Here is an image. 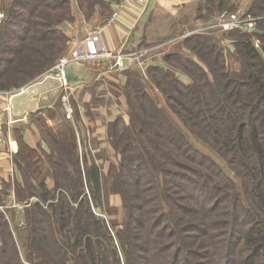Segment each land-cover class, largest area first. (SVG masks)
I'll return each mask as SVG.
<instances>
[{
  "label": "trees",
  "instance_id": "obj_1",
  "mask_svg": "<svg viewBox=\"0 0 264 264\" xmlns=\"http://www.w3.org/2000/svg\"><path fill=\"white\" fill-rule=\"evenodd\" d=\"M77 1L89 14L105 0ZM228 1L205 0L197 10L220 11ZM0 9V90L18 89L63 53L67 36L58 24L70 18L69 3L1 0ZM248 11L258 16L257 32L226 31L241 59L239 74L226 69L224 49L207 31L182 38L193 56H163L188 81L157 65L146 70L167 107L236 179L192 145L133 70L125 83L133 126L118 117L110 131L122 219L108 225L94 212L100 171L85 147L79 153L74 128L52 134L41 126L50 151L17 135L14 157L20 191L38 199L24 208V258L0 210V264H264V0H251Z\"/></svg>",
  "mask_w": 264,
  "mask_h": 264
},
{
  "label": "crops",
  "instance_id": "obj_2",
  "mask_svg": "<svg viewBox=\"0 0 264 264\" xmlns=\"http://www.w3.org/2000/svg\"><path fill=\"white\" fill-rule=\"evenodd\" d=\"M158 1L159 3L182 4L187 0ZM117 2L119 0H105V7L100 3H96L91 12L85 14L77 0H68L70 18L58 24V27L67 36L63 53H68L80 44L92 28L104 22ZM236 4H238L237 6L240 5L238 2ZM153 5V2L146 5L137 1L126 3L114 21L105 27L101 34L102 43L116 53L140 52L142 47L147 45V42H145L148 35L147 25ZM224 42H227V39ZM150 48L152 47L148 48V51L151 52L149 55L144 53L140 57L144 62V66H140L134 57H124L121 64L114 68H110L111 61L105 59L75 64L74 70L81 77V80L77 85L69 86V93L75 96L77 102L74 129L76 130L78 142H80V135L84 137L86 134L84 147L90 149L92 153L99 151L104 146L108 147L103 138L111 131L112 124L119 115L118 113L122 111V108L127 107L125 99L127 69L132 68L139 71L140 68H145V66L157 65L172 70L181 80L188 81V77L182 71L170 66L164 61L163 57L168 52H182V50H178L179 48L176 47L177 49L168 50L165 53L160 50L161 52L157 51L152 54L153 49L150 50ZM182 48L185 49L184 46ZM182 53L187 56L186 52ZM155 54L161 56L160 60L154 58ZM60 89L58 87L41 93L38 96L37 107L33 111L18 116L11 111L8 94L11 91L0 90V118L4 123L5 133L4 143L0 144V187L2 184H13L15 181L22 184V172L14 159L19 150L17 135L28 146L41 147L48 151L49 146L42 139L40 125L56 131L62 129L68 123L65 119L62 104L58 99ZM87 110L92 114V120L89 124L83 115ZM8 187L10 195H13L15 190L11 189V184Z\"/></svg>",
  "mask_w": 264,
  "mask_h": 264
},
{
  "label": "rangeland",
  "instance_id": "obj_3",
  "mask_svg": "<svg viewBox=\"0 0 264 264\" xmlns=\"http://www.w3.org/2000/svg\"><path fill=\"white\" fill-rule=\"evenodd\" d=\"M149 2H153L154 5L152 7L151 13L149 14V21L147 25L148 35H147V40L145 39L146 40L145 42H147V45L142 47V49L146 50L145 53H148V55L149 53H151L150 51H148L149 47H152L150 48V50L153 49L152 54H154L157 51L158 52L164 51L165 53L168 50L179 48L178 50H182V52H186L187 56H193V53H191L190 48L187 46H184V44L181 43L182 38L188 35L187 33L189 31H193L198 28H204L206 26H209L211 22H215L216 16L219 14V12L223 10L241 8L242 10L248 11V7L250 5L251 0H229L224 9L220 11L213 10L209 13H207L203 8L200 11L197 10L199 6L204 5L205 0H187L186 2L182 4L181 3L173 4L172 2L159 3L158 0H150ZM237 2L240 4L239 6H237L238 5L236 4ZM205 31L210 32L212 35H214V37H216V39L218 40L219 45L224 49V55H225L226 67H227L226 69L231 73L239 74L243 67H242L241 59L238 57L237 54H235L234 48L232 46L231 41L233 40V37L227 38L226 37L227 32L221 28H210V29H206ZM225 39H227V42H224ZM253 41L255 42L256 45H258V41L256 40H253ZM182 46H184L185 49H183ZM132 53L133 52L116 53V54H122L124 55V57L127 58V57H132L131 56ZM62 54L64 55L67 53H62ZM157 55L155 54L154 58L156 59L158 58L160 60L161 56L160 55L157 56ZM161 55L163 56V54ZM60 56L57 58V60L60 58ZM101 60L103 59H92V60H84V61L83 60H71L70 62H75L79 64L82 62H88V61L95 62V61H101ZM105 60H110V59H105ZM55 63L47 71H50L51 68L55 65ZM147 67L148 66H145V68H140L138 71L140 75L142 76L141 79L144 84V87L156 99L157 103L165 110V112L170 117L171 121L184 132V134L189 139V141L192 143V145H194L197 149H199L203 153L208 154L210 157H212L221 167H223L230 174V176H232V178L236 179V176H234V173L230 171V169L227 167L226 161L222 157H220L214 150H212L206 143H204L199 137H197L190 130L188 126L181 123L180 120L167 107L164 101V97L161 95L158 88L149 83V79L146 73ZM133 70L134 69L132 68L127 69V75L129 72L131 74L132 73L131 71ZM47 71H45L44 73L46 74ZM44 73L42 74L44 75ZM41 75L37 76L36 78L37 79L38 77L41 78L42 77ZM14 89H17V88L12 87L9 90H5V91L9 92V91H13ZM69 91H70L69 87L61 88L59 95H58L59 97L58 99L60 103L62 104L64 115H65V104H68L72 108V113L70 117L67 118L65 116V119L69 123L70 126L67 125L68 124L67 123L65 126L62 127V129L56 130V131L52 130L51 133L52 132L57 133L58 131L60 132L65 127L68 128V130L69 129L71 130V127L75 128L74 122H76L75 119L77 115V111H76L77 102H76L75 96H72L71 93H69ZM126 106H127L126 108H122V111L118 113L119 114L118 117L121 119L120 125L124 124V125H128L131 127L132 124H131V118H130L129 107H128L127 101H126ZM83 115H84L85 120L89 124V122L92 120L91 112L89 113L87 110L86 112L83 113ZM40 128H41V125H40ZM74 131L76 132L75 129ZM76 138H77V135H76ZM79 140H82V143L78 142V138H77L78 151L79 153H81L85 145L86 134L84 135V137L80 135ZM103 140L108 144V147L104 146L103 148H101L99 151H96L95 153L94 152L92 153V151L90 149L88 150V148H85V149L87 150L91 158L90 160L99 167V171H100L101 200L99 204H95L93 206L94 212L96 214H100V213L103 214L106 218V223L108 225H113L119 222L123 217L122 201H121L120 195L114 192L113 190L114 189L113 186H114L115 179H116V155L110 143L111 133L109 132V134L105 136ZM66 144L67 142L64 141V146H66ZM48 151H50V148L48 149ZM39 166L44 171L48 185H51L52 184V179H51L52 174L49 170L47 163L43 160ZM18 183L15 181L13 184L12 183H9V184H11V189L19 191L18 193L19 196H16L15 192L13 195H10L9 187H8L9 184L8 183L2 184V186L0 187V210L3 211L8 217L10 221V227L18 241L19 249L22 253V257L24 258V252H23L24 247H23L22 238L23 236L25 237V229L27 226L25 222V218H24V208L29 203L37 202L38 199L35 196H30L28 198L24 197L25 192L20 191V187L18 186ZM85 192H88V190L85 189ZM23 202H27V205H23L22 207H19L17 205V204H22ZM14 203H17V204L13 205ZM25 263L29 264L26 261Z\"/></svg>",
  "mask_w": 264,
  "mask_h": 264
},
{
  "label": "built area",
  "instance_id": "obj_4",
  "mask_svg": "<svg viewBox=\"0 0 264 264\" xmlns=\"http://www.w3.org/2000/svg\"><path fill=\"white\" fill-rule=\"evenodd\" d=\"M132 1H137L146 5L147 3H149L150 0H119L110 15L104 21V23H101L96 27L92 28L85 35L80 44L75 46L67 54H62L60 58L56 61L55 65L51 68L50 71H47L46 74H50L58 78L60 80L59 87L67 88L69 87V84L65 81L63 69L71 60L84 61L92 59H110V68L119 66L121 64L122 59L124 58V55L116 54V52H113L106 45H104L101 40V34L104 31L105 27L114 21L121 8H123L126 3ZM2 16L3 14L0 15L1 18ZM257 19V16H254L250 12L242 10L241 8L223 10L219 12V14L216 16L215 22H211L209 26L189 31L187 34H190L195 31H205L206 29L210 28H221L225 31L239 29L243 32H251L254 28H256L255 24ZM145 52L146 50L142 49L140 52H133L131 55L132 57L136 58V61L140 66H144V62L140 57ZM71 113L72 108L68 104H65V116L69 118ZM4 140V125L0 118V144L4 143ZM16 204L17 203H14L13 205ZM17 205L19 207H22L23 205H27V202H23L22 204Z\"/></svg>",
  "mask_w": 264,
  "mask_h": 264
},
{
  "label": "water",
  "instance_id": "obj_5",
  "mask_svg": "<svg viewBox=\"0 0 264 264\" xmlns=\"http://www.w3.org/2000/svg\"><path fill=\"white\" fill-rule=\"evenodd\" d=\"M252 31L257 32L258 30L254 28ZM75 64L77 63L70 62L63 69L65 81L70 85H77L81 80V77L74 70ZM59 86L60 80L58 78L50 74H44L41 78L28 82L18 89L9 92L12 113L18 116L33 111L37 107L38 96L41 93L56 89ZM99 216L104 217L101 213Z\"/></svg>",
  "mask_w": 264,
  "mask_h": 264
}]
</instances>
